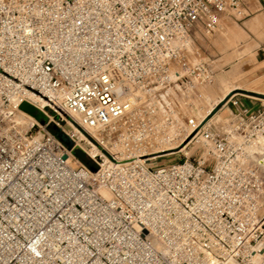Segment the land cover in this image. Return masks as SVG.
<instances>
[{
  "label": "built area",
  "instance_id": "obj_1",
  "mask_svg": "<svg viewBox=\"0 0 264 264\" xmlns=\"http://www.w3.org/2000/svg\"><path fill=\"white\" fill-rule=\"evenodd\" d=\"M248 2L0 0V264H264V102L218 131L176 95Z\"/></svg>",
  "mask_w": 264,
  "mask_h": 264
},
{
  "label": "rangeland",
  "instance_id": "obj_2",
  "mask_svg": "<svg viewBox=\"0 0 264 264\" xmlns=\"http://www.w3.org/2000/svg\"><path fill=\"white\" fill-rule=\"evenodd\" d=\"M247 28L250 29L249 37L246 34ZM263 48L264 15H262L260 19L256 15H253L240 23H236L227 17H223L221 19V29H219L214 35L197 37L191 48V55L189 56L190 65L205 62L211 66L214 74L213 83L202 90L201 97H197L194 94L191 96L192 94L188 95L184 94V91H178L176 94L178 96L177 100L179 98L184 100L182 104L178 105L177 111H180L183 116L185 115L184 118L193 117L194 115L200 118L206 116L211 109V105L216 104V102H212L210 93L215 90L220 79L228 78L232 69L235 66H240V61L243 56L251 55ZM238 78L240 79V75H238L236 79ZM230 83L229 86L231 87L239 86L236 82L234 83L231 81ZM183 95H187L186 97L188 98L183 97ZM224 103H218V107L215 106L214 110L207 115L208 120H211V124H213L218 131H227L231 119V111L228 106H224ZM20 109L22 112L29 114L39 121L44 119V117L30 104H23ZM181 151L182 148L180 147L175 150L176 154L164 157L160 159V162L170 163L183 160L186 158L184 156L185 153L186 156H191L193 152L191 149H186L184 152L182 151V153ZM74 156L80 161H87V157L80 149L74 151Z\"/></svg>",
  "mask_w": 264,
  "mask_h": 264
},
{
  "label": "crops",
  "instance_id": "obj_3",
  "mask_svg": "<svg viewBox=\"0 0 264 264\" xmlns=\"http://www.w3.org/2000/svg\"><path fill=\"white\" fill-rule=\"evenodd\" d=\"M248 3L250 17L256 15L260 19L264 15V0H249ZM219 29H221V23ZM246 34L250 36V29L247 28ZM238 75L240 79H236ZM231 81L239 86H229ZM210 97L216 104L225 102L230 111L244 107L251 110L257 109L261 102H264V48L251 55L243 56L240 66H235L228 78L220 79L215 90L210 93ZM234 104L236 107L233 106Z\"/></svg>",
  "mask_w": 264,
  "mask_h": 264
},
{
  "label": "water",
  "instance_id": "obj_4",
  "mask_svg": "<svg viewBox=\"0 0 264 264\" xmlns=\"http://www.w3.org/2000/svg\"><path fill=\"white\" fill-rule=\"evenodd\" d=\"M53 129L56 131L58 138L68 147L69 150H72L74 144L70 137L66 133H64L60 128L54 127ZM90 169L93 173L97 171V169L93 166H91Z\"/></svg>",
  "mask_w": 264,
  "mask_h": 264
},
{
  "label": "bare ground",
  "instance_id": "obj_5",
  "mask_svg": "<svg viewBox=\"0 0 264 264\" xmlns=\"http://www.w3.org/2000/svg\"><path fill=\"white\" fill-rule=\"evenodd\" d=\"M216 105H217V104H213V105H211V107H210L211 109L209 110V113H211V111L214 110V108H215ZM208 107H209V105H208ZM209 113H208V114H209ZM208 114H207V115H208ZM207 115H206V116H207ZM206 116H202V117L205 118ZM262 166H263V169H264V162L262 163Z\"/></svg>",
  "mask_w": 264,
  "mask_h": 264
}]
</instances>
